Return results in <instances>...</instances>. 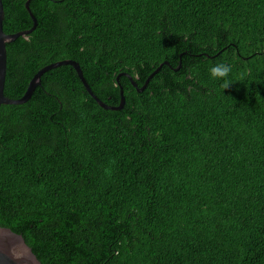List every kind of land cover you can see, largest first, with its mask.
<instances>
[{
	"label": "trees",
	"instance_id": "16d2710c",
	"mask_svg": "<svg viewBox=\"0 0 264 264\" xmlns=\"http://www.w3.org/2000/svg\"><path fill=\"white\" fill-rule=\"evenodd\" d=\"M3 0L4 32L33 27ZM7 45L0 226L42 264H264V0H32ZM230 62L223 81L210 66ZM144 92L138 84L160 65ZM181 65V69L177 68Z\"/></svg>",
	"mask_w": 264,
	"mask_h": 264
},
{
	"label": "water",
	"instance_id": "95a60500",
	"mask_svg": "<svg viewBox=\"0 0 264 264\" xmlns=\"http://www.w3.org/2000/svg\"><path fill=\"white\" fill-rule=\"evenodd\" d=\"M32 0H27L25 8L28 11L32 21L33 27L28 30H24L15 34H6L4 32V20H5V9L3 0H0V109L3 105H23L27 103L33 96L35 90L42 86V76L50 70L57 69L62 66H71L77 73L79 79L83 83L85 89L90 96L99 104L100 107L106 110H122L125 106V97L123 88H121V102L117 107L106 105L101 101L91 90L90 85L84 78L83 71L80 64L74 60H63L50 65L45 66L39 70L32 80L29 82L27 90L23 97L20 99H11L5 95L6 77H7V45L15 42L20 37H26L30 35L38 26V21L30 9V3ZM164 65H170L169 62H165L156 69L146 80L145 85L139 88L138 84L133 78L127 73H122L118 76L119 78L124 76L127 77L132 85L137 89L138 92H144L147 88L150 80L159 73ZM181 69V65L177 68V71ZM0 264H42L32 249L27 245L24 237L13 232L10 229L3 228L0 226Z\"/></svg>",
	"mask_w": 264,
	"mask_h": 264
},
{
	"label": "clouds",
	"instance_id": "9594fccd",
	"mask_svg": "<svg viewBox=\"0 0 264 264\" xmlns=\"http://www.w3.org/2000/svg\"><path fill=\"white\" fill-rule=\"evenodd\" d=\"M233 71V65L230 62L224 61L216 63L209 68V75L214 80L223 81L222 87L227 88L229 81L228 77Z\"/></svg>",
	"mask_w": 264,
	"mask_h": 264
}]
</instances>
